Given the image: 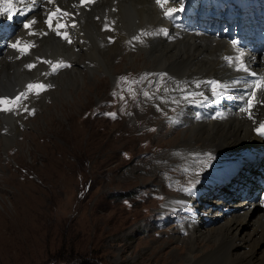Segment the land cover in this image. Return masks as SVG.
I'll list each match as a JSON object with an SVG mask.
<instances>
[{"label":"rangeland","instance_id":"374dc122","mask_svg":"<svg viewBox=\"0 0 264 264\" xmlns=\"http://www.w3.org/2000/svg\"><path fill=\"white\" fill-rule=\"evenodd\" d=\"M144 52L143 43L118 47L107 72L81 63L78 81L60 90L42 79L45 90L27 102L49 90L56 95L30 102L31 112L25 107L12 142L0 129V264H184L187 251L196 261L213 247L199 240L194 249L188 207L180 198L166 203L182 192V174L196 184L197 171L182 151L192 149L179 145L190 123L176 118L177 101L164 95L167 74L149 70L155 78L133 87L148 73ZM173 111L175 126L168 122ZM224 215L207 217L216 227ZM197 220L205 231L201 215ZM218 255L219 264L232 260Z\"/></svg>","mask_w":264,"mask_h":264},{"label":"bare ground","instance_id":"6f19581e","mask_svg":"<svg viewBox=\"0 0 264 264\" xmlns=\"http://www.w3.org/2000/svg\"><path fill=\"white\" fill-rule=\"evenodd\" d=\"M227 1L225 9L240 12L246 24L242 32L243 42L239 45L227 46L224 39L199 32H188L174 41L157 37L143 42L144 59L147 60L141 66L143 70H161L167 74L171 84L192 91L197 100L207 99L206 105L194 114L187 125L185 131L189 134L179 145L195 148V155L200 159H210L208 155L213 152L220 157L211 158L203 170L202 183L191 196L195 197L192 207L198 209L202 194L207 195L199 213L203 218L200 223L208 227L201 231L197 220L191 230L195 242L193 248L200 247L199 240L205 244L212 240L213 247L196 261H193L194 254L191 257L190 250H186L184 264H198L202 260L203 264H219L221 258L217 257L221 253L232 259L228 264H264V215L261 211L252 212L258 208L257 205L264 207V202L256 201L258 190L264 183V158L255 164L247 161L252 155L264 153V135L257 131L260 123L264 122V83L253 79L254 73H251L246 60V50L263 49L264 35L256 29L258 21L254 22L253 18L246 16L247 13L237 9L240 0ZM66 5L64 0H0V42L13 41V36L27 31L28 41L22 46L34 45L28 48V56L20 59L14 58L15 55H2L0 48V99L7 100L29 78L43 76L42 70L46 67L42 63L38 62L32 71H27L25 67L27 63L32 64L36 57L43 56L40 61L47 62L45 56H63L73 62L70 70L63 69L57 72L58 75L50 76L55 89L59 90L78 81L81 63L87 67L96 63L107 72L112 69L110 56L113 59L117 56L118 47L126 45L125 39L149 23L160 20L165 24L163 11L169 9L168 4L157 8L151 0H98L91 9L81 8L77 16L76 37H73L67 28L56 29L57 21L64 24L61 16L68 13ZM113 5L115 9L112 10ZM49 17L52 28L47 23ZM111 20L115 31L103 30L102 25ZM30 21L35 23L30 29H25L23 25ZM167 27L171 28L172 24H167ZM57 31H66L72 42L68 43ZM107 34H116L117 39L104 45ZM136 60L130 59L128 63L131 65ZM261 65L264 70V55ZM59 90H49L39 97L30 98V102L32 106L41 104L44 95L51 94L53 98ZM4 108L9 107L7 104L0 105V129L5 128L8 132L2 138L12 142L10 133L17 128L21 117ZM198 139L201 145L195 144ZM177 154L178 157L180 154ZM164 156L169 160L175 154ZM231 171L236 178L226 189L224 179ZM184 180L183 191L190 197L192 178L187 175ZM237 191L236 195H232ZM215 196H220V199L211 198ZM238 209L242 212L235 211ZM213 211L216 216H221L220 219L223 213L229 219L214 227L212 224L215 222L207 217ZM249 223L250 230L242 231V227Z\"/></svg>","mask_w":264,"mask_h":264},{"label":"snow or ice","instance_id":"6c2138e0","mask_svg":"<svg viewBox=\"0 0 264 264\" xmlns=\"http://www.w3.org/2000/svg\"><path fill=\"white\" fill-rule=\"evenodd\" d=\"M51 2V0H50ZM87 2H92V0H82V4L84 3H87ZM173 3H178L179 0H172ZM156 3L158 5H160L161 7H163V3H167V0H156ZM183 7L181 8H169L165 13L164 15L166 17H169V18H174V14L178 11H183ZM57 12H59V9L56 10ZM64 15H68V13H64ZM35 21H30L28 23H25L23 25V27L25 29H30L32 27V24H34ZM48 23V26L49 28H52V22H51V17H49V20L47 21ZM72 27H75V23L72 24ZM64 28H67V25L66 24H61L59 21H57L56 23V29H64ZM46 34V33H45ZM57 34L58 35H62L63 38L68 42V43H71V39L69 37V34L64 31V32H60V31H57ZM235 43V42H233ZM31 46H34V45H30V46H26L25 48L23 49H19L21 52H24L25 54H27L28 52V48H30ZM13 48H16L17 47V44H13L12 45ZM231 62V61H230ZM51 63V62H49ZM27 67H33V65H26ZM61 66H68V65H64L63 62H58V64H54L52 65L53 67V71H56L58 69V67H61ZM241 67H243V65H241ZM28 89L30 91H35V94L39 95L40 91H43L45 90V85L44 84H35V85H28ZM21 97H24L25 99H27V96L24 94V93H21L19 96H16L13 100L11 101H8V100H4V99H0V105H3V104H8V103H11V104H17V102H19L21 100ZM3 110L5 111H10L11 108H4ZM114 115V114H113ZM258 133L261 134V135H264V122L260 123L258 129H257Z\"/></svg>","mask_w":264,"mask_h":264}]
</instances>
